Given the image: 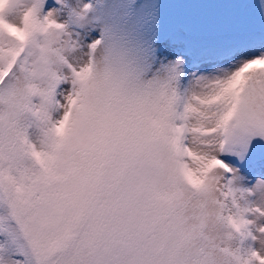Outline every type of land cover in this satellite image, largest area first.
Returning a JSON list of instances; mask_svg holds the SVG:
<instances>
[{
    "label": "snow or ice",
    "instance_id": "1",
    "mask_svg": "<svg viewBox=\"0 0 264 264\" xmlns=\"http://www.w3.org/2000/svg\"><path fill=\"white\" fill-rule=\"evenodd\" d=\"M0 264H264V0H0Z\"/></svg>",
    "mask_w": 264,
    "mask_h": 264
},
{
    "label": "rangeland",
    "instance_id": "2",
    "mask_svg": "<svg viewBox=\"0 0 264 264\" xmlns=\"http://www.w3.org/2000/svg\"><path fill=\"white\" fill-rule=\"evenodd\" d=\"M74 2V0H73ZM84 2H88V0H84ZM106 2H112V0H106ZM164 2H170V0H164ZM188 2L192 3H213L219 2V0H188Z\"/></svg>",
    "mask_w": 264,
    "mask_h": 264
}]
</instances>
